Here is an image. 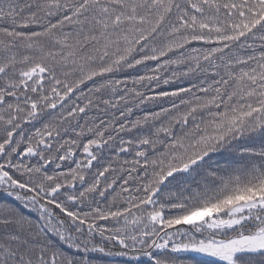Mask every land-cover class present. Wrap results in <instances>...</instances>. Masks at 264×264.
I'll return each mask as SVG.
<instances>
[{
	"label": "trees",
	"instance_id": "trees-1",
	"mask_svg": "<svg viewBox=\"0 0 264 264\" xmlns=\"http://www.w3.org/2000/svg\"><path fill=\"white\" fill-rule=\"evenodd\" d=\"M260 229L264 0H0V264H264L191 251Z\"/></svg>",
	"mask_w": 264,
	"mask_h": 264
},
{
	"label": "rangeland",
	"instance_id": "rangeland-1",
	"mask_svg": "<svg viewBox=\"0 0 264 264\" xmlns=\"http://www.w3.org/2000/svg\"><path fill=\"white\" fill-rule=\"evenodd\" d=\"M234 224L235 221H229L223 223V226L232 227ZM194 250L201 254L223 258L230 261L231 256L235 252L245 250H264V229L257 230L251 235L232 237L229 239H215V242L208 241L198 245L194 248ZM194 250L191 251L195 252Z\"/></svg>",
	"mask_w": 264,
	"mask_h": 264
}]
</instances>
